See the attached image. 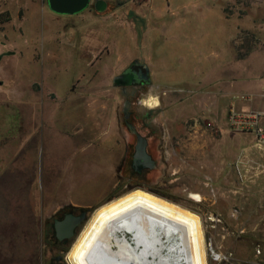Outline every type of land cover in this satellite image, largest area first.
Instances as JSON below:
<instances>
[{
  "label": "rangeland",
  "instance_id": "obj_1",
  "mask_svg": "<svg viewBox=\"0 0 264 264\" xmlns=\"http://www.w3.org/2000/svg\"><path fill=\"white\" fill-rule=\"evenodd\" d=\"M108 1L101 12L90 0L78 13L56 14L46 0H0V264H52L55 255L58 264H69L68 252L92 213L134 188L200 216L207 264H264V184L248 191L238 164L236 180L229 181L227 115L182 106L172 89L114 85L112 78L133 60L130 54L153 62L164 56L176 71L178 42L159 26L139 31L144 20L133 7L140 3L143 11L147 0ZM165 2L152 0L155 6ZM185 18L191 34L210 23ZM130 22L137 36L128 35ZM191 40L195 49L203 42ZM148 94L157 96V105L140 103ZM123 112L151 114L155 132L134 127L152 146L161 145L147 147L153 166L134 176L121 162L132 151L124 145L133 141ZM67 204L85 210V219L69 243L56 247L52 213ZM135 208L153 211L156 225L150 221L154 229L143 242L149 249L126 252L150 255L156 264H195L185 223L144 205Z\"/></svg>",
  "mask_w": 264,
  "mask_h": 264
},
{
  "label": "crops",
  "instance_id": "obj_2",
  "mask_svg": "<svg viewBox=\"0 0 264 264\" xmlns=\"http://www.w3.org/2000/svg\"><path fill=\"white\" fill-rule=\"evenodd\" d=\"M147 1L143 11L140 3L133 7L144 20L139 31L159 26L163 36L178 42L174 72L164 56L153 62L130 54L147 70L149 91L172 89L182 106L197 105L214 116L219 111L227 117L229 111L246 114V124L230 123L225 131L224 168L229 181L236 180L233 164H238L241 182L248 191L257 190L264 184V143L254 135V122L264 126V115L255 116L264 109V0H166L156 6ZM186 16L210 23L191 34V26H183ZM128 29L129 36H137L133 23ZM196 37L203 42L195 49L191 39Z\"/></svg>",
  "mask_w": 264,
  "mask_h": 264
},
{
  "label": "flooded vegetation",
  "instance_id": "obj_3",
  "mask_svg": "<svg viewBox=\"0 0 264 264\" xmlns=\"http://www.w3.org/2000/svg\"><path fill=\"white\" fill-rule=\"evenodd\" d=\"M127 66L129 67L130 71H137L138 68H141V70L143 71V65L139 64L138 62H136L135 64H131L130 61ZM148 83L149 79L146 83L138 81L131 82L128 85H147ZM151 116L152 115L149 113L140 114L132 112H123L122 114L121 120L127 125L129 130L131 131L133 141L124 145V147H132V151L130 155L123 156L121 162L122 164L126 163L128 165L131 172V176L138 175L151 168L145 166L144 164H142V162L133 161V152L135 150L138 135L143 136L145 139L144 147L147 154H149L147 147H161V145L157 146L156 144L152 146L150 143L152 142V139L150 138L151 140L148 141L147 137L145 135L139 134L134 127V125H143L145 129L147 128L150 129V131L155 132V128L151 123L153 120ZM149 156L151 157L150 154ZM76 207L77 205L74 204H67L66 206L61 205L52 213L53 217L51 222V228L53 232V242L56 247H64L67 243H69L70 239H72L74 235L75 230L84 221L86 214L85 210L76 209ZM152 213L153 211H148L145 209H126L119 215L109 219L105 225L108 234L98 235L88 244V246L84 249L80 257L82 264H126V262L128 261L134 263L137 256L135 254H130L126 252L125 247H130L134 249V247L137 246H144L145 249H149L148 246L150 244L148 245L146 243L144 245L143 242L147 240V233L149 234L153 231V224L156 225L155 222L152 220ZM68 215L72 216L69 230L71 234H66V232H62L60 234V237H56L54 229L55 221H61ZM150 221L153 222V224ZM148 225L150 227H147ZM125 232L131 235V240L133 241L132 244L127 243V241L124 239V236H122ZM80 233L78 234L76 240L78 239ZM76 240L74 241V243L76 242ZM72 248L70 249L67 255L69 264H72V261L70 260ZM121 249L123 250L121 251ZM60 259V255H55L53 257L52 264H58Z\"/></svg>",
  "mask_w": 264,
  "mask_h": 264
},
{
  "label": "bare ground",
  "instance_id": "obj_4",
  "mask_svg": "<svg viewBox=\"0 0 264 264\" xmlns=\"http://www.w3.org/2000/svg\"><path fill=\"white\" fill-rule=\"evenodd\" d=\"M140 103L153 107L158 104V98L154 94H148L140 99ZM189 196L196 201H200L202 198L197 192H190ZM138 204L185 223L190 230L195 264H207L203 226L200 216L188 207L142 188L128 191L93 212L73 245L70 254L72 264H82L80 257L88 244L96 236L108 234L105 225L109 219ZM144 261L146 259L140 256L136 258L134 264H142Z\"/></svg>",
  "mask_w": 264,
  "mask_h": 264
},
{
  "label": "water",
  "instance_id": "obj_5",
  "mask_svg": "<svg viewBox=\"0 0 264 264\" xmlns=\"http://www.w3.org/2000/svg\"><path fill=\"white\" fill-rule=\"evenodd\" d=\"M90 0H46L47 8L56 13V14H75L83 10ZM92 6L94 10L101 12L103 11L108 2L105 0H91ZM136 61H131V64H135ZM148 74L145 67H143V71L141 68H138L137 71L133 70L130 71L129 67L127 66L123 69L119 74L115 75L112 78V82L114 85H128L131 82H138L141 81L142 83H146L148 81ZM145 139L143 136H137V143L135 146V150L133 152V161L134 162H142L147 167L153 166V160L149 156V154L145 151ZM72 216L68 215L61 221H55L54 229L56 237H60L62 232H66V234H71L70 230V221ZM124 239L127 243L132 244L133 241L131 240V235L129 233H124ZM126 264H134L131 261H128ZM142 264H156V259L152 258L150 255L146 256V261Z\"/></svg>",
  "mask_w": 264,
  "mask_h": 264
},
{
  "label": "built area",
  "instance_id": "obj_6",
  "mask_svg": "<svg viewBox=\"0 0 264 264\" xmlns=\"http://www.w3.org/2000/svg\"><path fill=\"white\" fill-rule=\"evenodd\" d=\"M106 2H109L108 0H105ZM263 114L264 115V109L256 113V115ZM228 120L229 123H236L238 122L239 124L243 125L247 123V115L243 113H236V112H230L228 113ZM255 127H254V135L257 141L260 143H264V126L258 125L256 122H254Z\"/></svg>",
  "mask_w": 264,
  "mask_h": 264
},
{
  "label": "trees",
  "instance_id": "obj_7",
  "mask_svg": "<svg viewBox=\"0 0 264 264\" xmlns=\"http://www.w3.org/2000/svg\"><path fill=\"white\" fill-rule=\"evenodd\" d=\"M140 187V186H139ZM135 189V188H134ZM143 189V188H142ZM128 192V191H127ZM126 193V192H125ZM158 195V194H157ZM160 196V195H159ZM162 197V196H161ZM165 198V197H164ZM167 199V198H166ZM169 200V199H168Z\"/></svg>",
  "mask_w": 264,
  "mask_h": 264
}]
</instances>
